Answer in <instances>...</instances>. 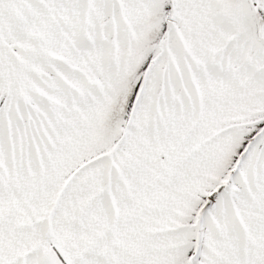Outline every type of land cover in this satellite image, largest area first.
<instances>
[{
    "label": "snow or ice",
    "instance_id": "snow-or-ice-1",
    "mask_svg": "<svg viewBox=\"0 0 264 264\" xmlns=\"http://www.w3.org/2000/svg\"><path fill=\"white\" fill-rule=\"evenodd\" d=\"M0 264H264V0H0Z\"/></svg>",
    "mask_w": 264,
    "mask_h": 264
}]
</instances>
